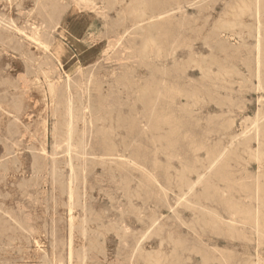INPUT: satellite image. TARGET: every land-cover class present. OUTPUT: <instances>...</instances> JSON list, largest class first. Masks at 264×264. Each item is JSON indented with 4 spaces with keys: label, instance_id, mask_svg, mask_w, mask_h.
<instances>
[{
    "label": "rangeland",
    "instance_id": "374dc122",
    "mask_svg": "<svg viewBox=\"0 0 264 264\" xmlns=\"http://www.w3.org/2000/svg\"><path fill=\"white\" fill-rule=\"evenodd\" d=\"M84 1L0 0V16L3 18L10 16L16 21L19 29L11 30L0 26V264H220L219 262L221 264H264V232L258 236L252 228L245 226L248 223L245 219L232 220L231 217L233 218L235 215L240 218L244 217L240 215V211L228 213L225 209L226 204L223 202L225 199L227 201L231 195L230 200L240 201L242 208L249 207L252 210L256 205V207H260L261 203L263 213L260 228L262 231L264 230V177H262L264 175L262 174L264 173V154H262V152L264 153V78L257 79L256 58L260 50L262 62L258 63L263 67L261 69L263 71L264 0H259L260 3L256 0L257 4H255V0L254 2H252L253 0H232V2L230 0L229 2H227L228 0H213L215 2L212 0H207V2H205L206 0H203L204 2L202 0ZM83 2L89 6L83 5ZM248 2H252V6L255 5L254 8L257 12ZM196 3L198 4L196 5ZM199 3L203 4V6L200 4L203 8ZM230 3L231 5H229ZM137 5L142 7L138 8ZM240 5L243 7L241 6V8ZM178 6H182L183 9H176ZM172 8L175 10H170ZM232 8H234L233 11ZM165 12L168 13L161 16ZM199 12L205 13H203V21H201L203 15ZM75 13L76 16H81L89 22L86 36L90 40L88 43L91 44V55L93 59L100 60V62L96 66L92 62L81 64L79 70L73 69L71 73L74 86H72V90L76 97L81 102V98L85 100V95L88 94L87 97L91 98L94 105H92V122L78 120L76 123L78 137L82 138L80 135L83 131L86 133V147L85 152L82 151L84 153L73 152L75 168V174H73L69 166L64 122L66 73L55 54H57L59 45H64L76 57L79 56L76 46L64 34L66 24L71 21ZM247 13L249 14L247 15ZM149 15H153L154 18L148 17L146 22H141V16L143 18ZM205 16L207 17L205 18ZM237 19H242V21ZM194 20L196 21L193 22ZM233 24L234 27H232ZM193 25L196 29L192 28ZM227 28L228 30H226ZM258 28H261V31ZM201 29L207 33L200 35V31L203 32ZM215 30H218L219 34ZM250 30L253 31L250 33ZM258 34L260 43L257 40ZM238 35L242 38L241 40L237 37ZM203 36L212 39L207 38L206 42L201 38ZM143 38H146V41ZM195 38L200 42H196ZM144 42L147 45L146 48H144L146 46L143 45ZM157 42L160 43V46ZM214 42L217 43L213 45ZM231 44L233 47L235 45L234 49ZM249 46L255 47L250 48ZM217 47L219 51H217ZM225 47H229V49ZM239 48L241 49L239 50ZM159 49L162 50L159 52ZM141 50L148 51H144V55ZM227 50L229 53L226 52ZM238 50L240 54H238ZM197 52L200 54L198 55ZM234 53L239 57L236 56L235 59ZM250 53L253 54V57ZM245 54L248 58L245 57ZM193 55L197 58L195 57V59ZM226 55H228L227 58ZM212 56H216L218 62ZM246 58L247 60L244 61ZM226 60H229L230 63H227ZM219 62L220 64H217ZM232 63L240 64L234 66ZM130 64L132 65L130 66ZM251 65L255 67L253 68ZM249 66L251 70L248 69ZM224 67L230 71L225 70ZM237 67L239 71L236 69ZM249 70L253 73L251 74ZM226 71L229 72L228 75ZM260 73L264 75V71ZM140 76L142 78H139ZM230 76L231 79H229ZM255 76L256 78H254ZM233 77L234 79H232ZM244 77L246 80H243ZM203 79L205 82H202ZM221 79L223 83L220 82ZM250 79L253 80V83ZM241 80L243 81L241 82ZM244 81L246 83L243 85ZM190 89H194V91L192 90V92ZM215 90L218 91L215 92ZM84 92H86L85 95ZM194 92L195 94L192 95ZM196 93L201 95L198 96ZM188 95L191 98L195 95L196 99L194 97L195 100L190 99ZM203 98L206 101L202 102ZM196 100H198L197 103ZM218 105L220 110H218ZM153 107L154 109H152ZM196 111L198 114H195ZM187 113L194 115L188 116ZM201 113H204V116ZM223 117H226L228 121ZM247 118L251 119L250 122H247ZM253 121L255 122L253 123ZM150 122L152 123L150 124ZM256 123L258 127H256ZM240 131L241 134H239ZM242 132L246 136H242ZM256 134L259 136L258 138ZM233 137L236 139L234 140ZM247 137L254 142L250 143L248 139L245 140ZM119 139H122L121 142ZM234 141L238 143L236 144ZM242 143L245 144L242 145ZM214 145L223 146L216 147ZM219 148H222L223 151L221 152L222 149ZM215 150L217 152L216 160L220 157L219 161L217 160L219 163L216 162L211 167V171L210 168L206 170V176L199 182L203 188L197 184L191 192L187 189L188 192L186 190L184 194L182 192L180 194L176 188L177 184L182 179L195 180L197 178L196 171H204L202 166L210 164L207 159L212 160L211 155H216ZM225 150L226 152H224ZM241 150L244 153H241L242 156L239 154ZM249 150L254 153L251 154L252 152ZM126 151L127 153H125ZM237 151L239 152L236 156ZM228 153L234 154L236 157L231 154L227 157ZM248 154L252 156L256 154L258 157H250ZM235 161L241 165H237ZM225 164L226 166L223 168ZM217 166L218 168H216ZM221 167L224 169L223 171ZM234 168L237 172L234 171ZM212 169L214 170L212 171ZM227 171L229 174L225 173V175L223 172ZM191 173L194 174L191 176ZM220 175L224 178H221ZM227 175L229 176L226 177ZM232 176L234 179H229ZM71 177L74 178L72 180L78 181L71 184ZM217 178L221 183L225 179V183L217 182ZM227 180L229 182L235 180V183L229 184L226 182ZM163 181L166 187H164ZM126 184L129 186L128 189ZM208 184L210 187H205ZM227 186L228 189H225ZM239 186L242 187L239 188ZM246 186H248V190L245 191ZM172 188H175V191ZM130 190L136 191V195ZM236 194H239L241 198ZM244 194L249 195L251 200ZM191 196L193 199L197 197V200L195 198L196 201L193 202ZM223 196L226 198L224 199ZM136 197L139 199L135 200ZM182 197L186 198L182 199ZM245 198L248 199L245 200ZM178 199L182 201L183 205ZM185 205L189 206L185 207ZM199 209L203 210L204 215ZM190 211L191 213H189ZM214 217H219L225 224L220 222L218 224ZM213 220L216 221V225ZM230 223L235 227L228 226ZM203 224H207L208 227ZM216 226L220 228L219 231ZM209 228L213 229V232H209ZM199 229L206 230L200 232ZM218 232H220L219 236ZM71 235L72 237H70ZM145 236L147 237L145 238ZM214 248L217 249H215L216 253L213 252ZM139 249L140 251H138ZM135 252L136 254H133ZM201 253H205L204 256Z\"/></svg>",
    "mask_w": 264,
    "mask_h": 264
},
{
    "label": "bare ground",
    "instance_id": "6f19581e",
    "mask_svg": "<svg viewBox=\"0 0 264 264\" xmlns=\"http://www.w3.org/2000/svg\"><path fill=\"white\" fill-rule=\"evenodd\" d=\"M85 1H87V0H85ZM84 1V2H85ZM116 1V0H115ZM136 1V0H135ZM145 1V0H144ZM203 1V0H202ZM213 1V0H212ZM231 2H232V0H230ZM234 1V0H233ZM237 1V0H236ZM247 1H249V0H247ZM256 1V0H255ZM259 1V0H258ZM260 1H262V0H260ZM260 1H259V3H260ZM84 2H83V5H87V3H85L84 4ZM140 2H142L141 0H140ZM146 2V1H145ZM173 2V1H172ZM181 2V1H180ZM191 2H194V1H191ZM204 2V1H203ZM205 2H207V0L205 1ZM213 2H215V1H213ZM212 2V3H213ZM227 2H229V0L227 1ZM241 2V1H240ZM252 2H254V0L252 1ZM252 2H248L250 5H251V7H253L254 8V6L255 5H253L252 6ZM112 4L114 3V1L113 2H111ZM150 3V2H149ZM175 3H177V2H175ZM179 3V2H178ZM239 3V2H238ZM262 3V2H261ZM78 4V3H77ZM140 4V3H139ZM138 4V5H139ZM142 4V3H141ZM174 4V3H173ZM183 4V3H182ZM198 3H196V5H197ZM201 3H199V5H200ZM237 4V3H236ZM236 4H235V6H236ZM242 4V3H241ZM244 4V3H243ZM255 4H257V1H256V3ZM264 4V3H263ZM79 5V4H78ZM137 5V6H138ZM151 5V4H150ZM195 5V4H194ZM202 6H203V4H201ZM200 5V6H201ZM205 6H206V4H204ZM214 5H215V3H214ZM229 5H231V3L229 4ZM234 5V4H233ZM232 5V6H233ZM250 5H248L249 7H250ZM87 6H89V5H87ZM113 6V5H112ZM144 6H146V5H144ZM170 6V5H169ZM188 6H190V5H188ZM199 6V7H200ZM201 6V8H203ZM242 5H240V7H241ZM247 6V7H248ZM257 6V5H256ZM258 6H260V5H258ZM257 6V7H258ZM263 6V5H262ZM85 8H87L86 6H84ZM139 7H142L141 5L140 6H138V8ZM198 7V8H199ZM230 8H231V6H229ZM243 7V6H242ZM241 7V8H242ZM245 7V6H244ZM257 7H256V9H257ZM81 8V7H80ZM83 8V7H82ZM81 8V9H82ZM135 8V7H134ZM143 8H145V7H143ZM179 8H182V6H178L176 9H179ZM190 8V7H189ZM191 8H193V7H191ZM235 8V7H234ZM234 8H232V11H233V9ZM237 8V7H236ZM263 8V7H262ZM88 9H90V8H88ZM136 9V8H135ZM151 9H153V8H151ZM150 9V10H151ZM183 9V8H182ZM187 9V8H186ZM205 9V8H204ZM260 9V8H259ZM140 10H141V8H140ZM145 10H147V9H145ZM170 10H175V8H172V9H170ZM229 10V9H228ZM236 10V9H235ZM263 10H264V8H263ZM152 11V10H151ZM199 11V10H198ZM200 11H202V10H200ZM208 11V10H207ZM213 11V10H212ZM226 11H227V9H226ZM229 11H231V10H229ZM231 11V12H232ZM243 11H245V12H247L246 10H243ZM254 11H255V8H254ZM185 12H187V11H185ZM205 13H206V11H204ZM203 12V13H204ZM244 12V13H245ZM252 12V11H251ZM255 12H257V11H255ZM152 13V12H151ZM168 12H165V13H163V14H161V16H163V15H165V14H167ZM199 13H202V12H199ZM198 13V14H199ZM203 13L201 14V15H203ZM204 13V14H205ZM226 13V12H225ZM232 13H234V12H232ZM240 13V12H239ZM250 13V12H249ZM249 13H247V15L249 14ZM81 14V13H80ZM85 14V13H84ZM184 14H186V13H184ZM188 14H190V13H188ZM195 14V13H194ZM197 14V13H196ZM252 14H253V12H252ZM211 15V14H210ZM232 15H234V14H232ZM236 16H237V14H235ZM240 15V14H239ZM256 15V14H255ZM143 16V15H142ZM142 16H141V22L142 21H144V22H146L147 20H148V17L149 18H154L153 17V15H149V16H144L143 18H142ZM195 16V15H194ZM198 16V15H197ZM220 16V15H219ZM243 16V15H242ZM242 16H240V17H242ZM245 16H246V14H245ZM140 17V16H139ZM138 17V18H139ZM198 17H200V15L198 16ZM202 18V20L201 21H203V17H204V15L203 16H201ZM207 16H205V18H206ZM208 17H209V15H208ZM254 17V16H253ZM256 17H257V15H256ZM259 17V16H258ZM147 18V19H146ZM187 18V17H186ZM210 18V17H209ZM226 18V17H225ZM124 19V18H123ZM128 19V18H127ZM236 19V18H235ZM249 19H250V17H249ZM252 19V18H251ZM89 20V19H88ZM191 20V19H190ZM206 20V19H205ZM223 20H224V18H223ZM231 20V19H230ZM237 20H239V19H237ZM241 21H242V19H240ZM239 20V21H240ZM243 20H245L244 19V17H243ZM256 20H258L257 18H256ZM196 20H194L193 22H195ZM228 21V20H227ZM249 21V20H248ZM253 21V20H252ZM252 21H251V23H252ZM128 22V21H127ZM187 22H188V20H187ZM215 22V21H214ZM218 22V20L216 21V23ZM230 22V21H229ZM235 22V21H234ZM91 23V22H90ZM125 23V22H124ZM136 23V22H135ZM186 23V22H185ZM189 23V22H188ZM206 23V22H205ZM222 23V22H221ZM228 23V22H227ZM233 23V22H232ZM236 23H237V21H236ZM240 23V22H239ZM249 23V22H248ZM260 23V22H259ZM122 24H123V22H122ZM134 24V23H133ZM199 24V23H198ZM219 24V23H218ZM222 24H224V23H222ZM241 24V23H240ZM258 24V23H257ZM40 25V24H39ZM42 25V24H41ZM88 25H89V22L88 21H86V19L85 18H82L81 16H76V13H75V15H73L72 16V18H71V21L69 22V23H67L66 24V27H65V30H64V34H65V36L66 37H68L69 38V40L76 46V48H77V50H78V54H79V58L78 57H76L75 56V54L67 47V46H64V45H59V49H58V51H57V54H55L56 55V57L58 58V60L61 62V66H62V69H63V71H65V73H66V79H65V82H64V91H65V95H64V106H65V114H64V122H65V135H66V139H67V145H68V154H69V166L71 167V173H73V174H75V168H74V156H73V152H75V153H80V152H82V151H84L85 150V147H86V142H85V135H86V133H85V131H83L82 132V135H80V136H82V138H79L78 136V132H77V130H76V123H77V121L78 120H82V122H88L89 121V123L90 122H92V116L91 115H93V107H92V100H91V98L90 97H87L88 96V94H86L85 95V93L86 92H84V95L86 96V99L85 100H83V98H81V102H80V100L76 97V95L74 94V92H73V90H72V75H71V73H72V70L74 69V70H79V65H81V64H85V63H88V62H92L93 63V65L94 66H96V65H98V63L100 62V60H95V59H93V57H92V55H91V44L90 43H88L90 40H88V38H87V36H86V34H87V32H86V28L88 27ZM191 25V24H190ZM195 25V24H194ZM193 25V29L195 28L196 29V27ZM215 25V24H214ZM226 25V24H225ZM230 25H232V24H230ZM237 25V24H236ZM235 25V26H236ZM0 26L1 27H7L8 29H11V30H19L18 28H17V24H16V21L14 20V19H12L10 16H6V18H3V17H1L0 16ZM192 26V25H191ZM224 26V25H223ZM239 26V25H238ZM251 26V25H250ZM123 27V26H122ZM127 27V26H126ZM199 27V26H198ZM206 27V26H205ZM213 27V26H212ZM220 27V26H219ZM227 27H228V24H227ZM230 27V26H229ZM232 27H234V24H233V26ZM253 27V26H252ZM260 27V26H259ZM49 28V27H48ZM140 28H142V27H140ZM148 28V27H147ZM188 29H190L189 27H187ZM201 28V27H200ZM237 28V27H236ZM242 28H243V25H242ZM241 28V29H242ZM136 29H139V28H136ZM143 29V28H142ZM149 29H151L150 27H149ZM153 30H154V28H152ZM151 29V30H152ZM199 29V28H198ZM197 29V30H198ZM215 29H216V27H215ZM223 29H225V28H223ZM230 29H232V28H230ZM247 29H248V27H247ZM51 30V29H50ZM141 30V29H140ZM139 30V31H140ZM200 30V29H199ZM198 30V31H199ZM202 30V29H201ZM203 30H204V27H203ZM202 30V31H203ZM226 30H228V28L226 29ZM258 30H260L261 31V28L259 29L258 28ZM263 30H264V28H263ZM262 30V31H263ZM125 31V30H124ZM138 31V30H137ZM143 31V30H142ZM197 31V32H198ZM212 31V30H211ZM214 31V30H213ZM212 31V32H213ZM215 31H218V30H215ZM239 31V30H238ZM241 31V30H240ZM246 31V30H245ZM251 31H253V30H250V33H251ZM259 31V32H260ZM135 32V31H134ZM196 32V33H197ZM210 32V31H209ZM208 32V33H209ZM224 32V31H223ZM222 32V33H223ZM248 32H249V30H248ZM34 33H36V32H34ZM189 33H191V32H189ZM201 33H207V32H201L200 31V35H201ZM226 33V32H225ZM227 33H228V31H227ZM256 33H257V31H256ZM46 34L47 35H49V33H47L46 32ZM122 33H120V35H121ZM126 34V33H125ZM187 34V33H186ZM218 34H219V31H218ZM230 34H232L231 32H230ZM248 35H249V33H247ZM252 34H253V32H252ZM251 34V35H252ZM92 35V34H91ZM151 35V34H150ZM192 35V34H191ZM194 35V34H193ZM203 35V34H202ZM206 35V34H205ZM215 35H216V33H215ZM221 36H222V34H220ZM225 35V34H224ZM237 35V34H236ZM235 35V36H236ZM262 35H264V32L262 33ZM50 36V35H49ZM122 36H124L123 34H122ZM143 36V35H142ZM209 36V35H208ZM211 37H212V35H210ZM213 36H214V33H213ZM246 36V35H245ZM250 36V35H249ZM39 38H40V36H38ZM211 37H207L208 39L209 38H211ZM218 37V36H217ZM237 37H239V35L237 36ZM254 37V36H253ZM261 37V36H260ZM264 37V36H263ZM93 38V37H92ZM137 38H138V36H137ZM149 38V37H148ZM197 38V37H196ZM196 38H195V41L196 42H200V41H198L199 39H197L196 40ZM200 38V37H199ZM203 40H205L206 42H207V38H205V36H203V37H201ZM200 38V39H201ZM205 38V39H204ZM214 38V37H213ZM232 38V37H231ZM240 38V40L242 39L241 37H239ZM243 38H245L244 36H243ZM249 38V37H248ZM247 38V39H248ZM255 38V37H254ZM90 39H91V37H90ZM94 39V38H93ZM144 39V38H143ZM142 39V41H144ZM207 39V40H206ZM212 39V38H211ZM215 39H216V37H215ZM263 39V38H262ZM121 40H122V37H121ZM147 40H149V39H147ZM153 40V39H152ZM217 40V39H216ZM226 40H228V39H226ZM248 40H250V39H248ZM258 42L260 41V39H259V34H258ZM146 41V40H145ZM150 41V40H149ZM192 41H194V39H192ZM215 41V40H214ZM238 41V40H237ZM188 42H190V41H188ZM210 42V41H209ZM222 42V41H221ZM228 42V41H227ZM244 42V41H243ZM243 42H242V44H243ZM247 42H249V41H247ZM149 43V42H148ZM151 43V42H150ZM159 42H157V44H158ZM203 43H204V41H203ZM212 43V42H211ZM217 43V42H216ZM215 42H214V44L213 45H215L216 44ZM253 43V42H252ZM260 43V42H259ZM143 44V43H142ZM155 44V43H154ZM189 44V43H188ZM191 44V43H190ZM195 44V43H194ZM210 44V43H209ZM143 45H146V43L144 42V44ZM142 45V48L144 47ZM153 45V44H152ZM192 45V44H191ZM204 45H206V44H204ZM218 45H219V43H218ZM220 45H221V43H220ZM239 45H240V43H239ZM256 45H257V43H256ZM141 46V45H140ZM155 46H156V48H157V45L155 44ZM159 46H160V43H159ZM176 46V45H175ZM195 46V45H194ZM197 46V45H196ZM231 46L233 47V45L231 44ZM231 46H229V47H231ZM243 46V45H242ZM258 46H259V44H258ZM257 46V47H258ZM147 47V45L144 47V48H146ZM149 47V46H148ZM193 47V46H192ZM219 47V46H218ZM217 47V51H219V48ZM220 47H222V46H220ZM226 47H227V45H226ZM225 47V48H226ZM229 47L228 48H226V49H229ZM234 47H235V45H234ZM234 47H233V49H234ZM246 47V46H245ZM250 47V46H249ZM249 47H248V49H249ZM253 47H255V46H253ZM253 47H250V48H253ZM191 48V47H190ZM215 48V47H214ZM247 48V47H246ZM260 48V47H259ZM148 49V48H147ZM165 49V48H164ZM221 49V48H220ZM238 49V48H237ZM241 48H239V50H240ZM162 49H159V52L161 51ZM171 50V49H170ZM191 50V49H190ZM213 50V49H212ZM232 50V49H231ZM231 50H229V51H231ZM238 50V51H239ZM244 50V49H243ZM259 50V49H258ZM141 51H143V50H141ZM144 51H148V50H144ZM144 51H143V54H144ZM150 51H151V49H150ZM173 51V50H172ZM145 52V53H146ZM152 52V51H151ZM190 52H192V51H190ZM220 52H223V51H221L220 50ZM226 52H228V50L226 51ZM243 52V51H242ZM245 52H247V51H245ZM249 52V51H248ZM140 53V52H139ZM164 53V52H163ZM196 53V52H195ZM217 53V52H216ZM224 53H225V51H224ZM229 53V52H228ZM142 54V55H143ZM161 54V53H160ZM197 54H198V52H197ZM200 54V53H199ZM198 54V55H199ZM218 54V53H217ZM221 54V53H220ZM223 54V53H222ZM221 54V55H222ZM226 54V53H225ZM235 54V53H234ZM238 54H240V51L238 52ZM242 54V53H241ZM248 54V53H247ZM251 54V53H250ZM145 55V54H144ZM143 55V56H144ZM195 55V54H194ZM193 55V56H194ZM204 55V54H203ZM209 55H210V53H209ZM229 55V54H228ZM228 55H226V58H227V56ZM233 55V54H232ZM244 55V54H243ZM246 55V54H245ZM253 54H251V56H252ZM256 55V54H255ZM146 56H148V55H146ZM230 56V55H229ZM235 56V59H236V56H238L239 57V55H234ZM233 56V57H234ZM137 57H139L138 55H137ZM141 57V56H140ZM162 57H164V56H162ZM170 57V56H169ZM196 56H194V58H195ZM208 57V56H207ZM232 57V56H231ZM232 57V58H233ZM240 57H241V55H240ZM245 57H247V55L245 56ZM253 57V56H252ZM155 58V57H154ZM172 58V57H171ZM177 58H178V55H177ZM197 58V57H196ZM195 58V59H196ZM199 58V57H198ZM202 58V57H201ZM209 58V57H208ZM212 58H216V56H212ZM220 58V57H219ZM229 58V57H228ZM248 58V57H247ZM247 58L246 59H244V61H246L247 60ZM256 58H257V79L259 78V79H261V78H264V75L263 74H261L260 72H263V71H261V69L263 68L262 66H261V64H259L258 62L260 61V62H262L261 60V58H262V56L260 55V50H259V52H258V55L256 56ZM139 59V58H138ZM147 59V58H146ZM146 59H145V61H146ZM230 59V58H229ZM240 59H242V58H240ZM160 60V59H159ZM158 60V61H159ZM174 60V59H173ZM191 60V59H190ZM198 60H200V59H198ZM202 60V59H201ZM204 60H206V59H204ZM203 60V61H204ZM210 60H211V58H210ZM234 60V59H233ZM149 61V60H148ZM156 60H154V62H155ZM163 61V60H162ZM207 61V60H206ZM216 61L218 62V60H217V58H216ZM216 61H213V62H216ZM220 61V60H219ZM227 61V63L229 62V60H226ZM232 61V60H231ZM236 61V60H235ZM140 62V61H139ZM141 62H142V60H141ZM144 62V61H143ZM157 62V61H156ZM191 62H192V60H191ZM198 62V61H197ZM202 62V61H201ZM221 62V61H220ZM220 62L219 63H217V64H220ZM234 62V61H233ZM240 62H241V60H240ZM248 62V61H247ZM256 62V61H255ZM153 63V62H152ZM206 63V62H205ZM224 63H226V62H224ZM230 63V62H229ZM245 64H247L246 62H244ZM249 63V62H248ZM264 63V62H263ZM262 63V64H263ZM139 64V63H138ZM144 64V63H143ZM200 64V63H199ZM199 64H197V65H199ZM202 64V63H201ZM216 64V65H217ZM233 64V63H232ZM237 64H240V63H237ZM236 64V65H237ZM241 64H242V62H241ZM132 64H130V66H131ZM162 65V64H161ZM206 65H208L207 63H206ZM212 65V64H211ZM211 65H209V66H211ZM223 65V64H222ZM221 65V66H222ZM234 65V64H233ZM232 65V66H233ZM236 65H234V66H236ZM243 65V64H242ZM249 65V64H248ZM135 66V65H134ZM154 66V65H153ZM203 66V65H202ZM201 66V67H202ZM205 66V65H204ZM218 66V65H217ZM238 66V65H237ZM252 66V65H251ZM264 66V65H263ZM149 67V66H148ZM212 67V66H211ZM253 67V66H252ZM255 67V66H254ZM253 67V68H254ZM139 68H140V66H139ZM151 68V67H150ZM203 68V67H202ZM225 68V67H224ZM229 68V67H228ZM113 69V68H112ZM127 69V68H126ZM201 69V68H200ZM205 69V68H204ZM230 69L232 70V67H230ZM235 69V68H234ZM238 71H239V69H238V67L236 68ZM235 69V70H236ZM248 69H250L251 70V68H250V66L248 67ZM247 69V70H248ZM110 70H111V68H110ZM109 70V71H110ZM116 70V69H115ZM129 70V69H128ZM209 70V69H208ZM208 70H207V72H208ZM214 70V69H213ZM220 70H223V69H221L220 68ZM225 70H229V69H227V68H225ZM235 70H234V72H235ZM249 70V71H250ZM108 71V70H107ZM203 71H205V70H203ZM230 71V70H229ZM221 72V71H220ZM227 72V75H228V71H226ZM225 72V73H226ZM251 72V71H250ZM206 73V72H205ZM211 73V72H210ZM209 73V74H210ZM222 73V72H221ZM240 73V72H239ZM249 73V72H248ZM253 72H251V74H252ZM142 74V73H141ZM204 74V73H203ZM235 74V73H234ZM238 74V73H237ZM236 74V75H237ZM244 74H246V73H244ZM244 74H242V75H244ZM255 74V73H254ZM253 74V75H254ZM139 75V74H138ZM205 75V74H204ZM212 75V74H211ZM214 75H215V73H214ZM219 75V74H218ZM225 75V74H224ZM227 75H225L226 77H227ZM230 75H232L233 76V74L232 73H230ZM253 75H250V76H252L253 77ZM261 75H263L262 77H261ZM21 76H23V75H21ZM64 76V75H63ZM143 76V75H142ZM142 76H140L139 78H142ZM217 76V75H216ZM215 76V77H216ZM220 76V75H219ZM238 76V75H237ZM147 77V76H146ZM204 77V76H203ZM214 77V76H213ZM240 77H243V76H241L240 75ZM249 77V76H248ZM247 77V78H248ZM208 78H210V77H208ZM212 78V77H211ZM218 78V77H217ZM216 78V79H217ZM221 78V77H220ZM228 78V77H227ZM254 78H256V76L254 77ZM254 78H252V79H254ZM32 79V78H31ZM215 79V78H214ZM229 79H231V76H230V78ZM232 79H234V77L232 78ZM245 79V77L243 78V80ZM188 80H189V78H188ZM204 80V79H203ZM213 80V79H212ZM218 80V79H217ZM225 80V79H224ZM243 80H241V82L243 81ZM246 80V79H245ZM251 80V79H250ZM262 80V79H261ZM261 80H260V82H261ZM191 81V80H190ZM209 81V80H208ZM222 81V79L220 80V82ZM247 81H248V79H247ZM253 80H251V82H252ZM202 82H205V80L204 81H202ZM214 82H215V80H214ZM217 82H219V81H217ZM225 82V81H224ZM250 82V84H252ZM113 83V82H112ZM199 83V82H198ZM198 83H196V84H198ZM200 83H201V81H200ZM210 83H211V79H210ZM221 83H223V81L221 82ZM226 83V82H225ZM244 83H246V81H244L242 84L244 85ZM262 83H263V81H262ZM85 84V83H84ZM84 84H83V86H84ZM87 84V83H86ZM89 84V83H88ZM113 84H115V82L113 83ZM196 84H194V85H196ZM207 84V83H206ZM229 84H231V83H229ZM228 84V85H229ZM247 84H249V83H247ZM191 85V84H190ZM199 85V84H198ZM208 85V84H207ZM212 85V84H211ZM210 85V86H211ZM217 85V84H216ZM232 85V84H231ZM252 85H254V84H252ZM201 86H202V84H201ZM209 86V85H208ZM242 86V85H241ZM245 86H246V84H245ZM244 86V87H245ZM259 86V85H258ZM74 87V86H73ZM87 87V86H86ZM116 87V86H115ZM203 87H204V85H203ZM220 87V86H219ZM223 87V86H222ZM225 87V86H224ZM243 87V88H244ZM117 88V87H116ZM121 88V87H120ZM202 88V87H201ZM225 88H227V87H225ZM246 88V87H245ZM244 88V89H245ZM261 88V87H260ZM259 88V89H260ZM199 89V88H198ZM191 91L193 90L194 91V89H190ZM207 91H208V87H207V89H206ZM261 90L263 91V89L261 88ZM192 91V92H193ZM201 91H203L202 89H201ZM218 90H215V92H217ZM222 91V90H221ZM220 91V92H221ZM195 92H196V90H195ZM195 92L194 93H192V95L193 94H195ZM204 92V91H203ZM76 93V92H75ZM190 93V92H189ZM189 93H187V94H189ZM208 93V92H207ZM191 94V93H190ZM189 94V95H190ZM197 95H198V93H196ZM200 94V93H199ZM205 94V93H204ZM209 94V93H208ZM207 94V95H208ZM216 94H218V93H216ZM216 94H214L215 96H216ZM222 94V93H221ZM91 95V94H90ZM188 95V96H189ZM196 95V96H197ZM201 95V94H200ZM200 95H198V96H200ZM206 95V96H207ZM195 96V95H194ZM193 96V97H194ZM211 96V95H210ZM210 96H208V97H210ZM82 97H84V96H82ZM190 97V96H189ZM191 98L190 97V99H194V98ZM218 97V96H217ZM231 97H233V96H231ZM239 97V96H238ZM126 98V97H125ZM199 98V97H198ZM219 98V97H218ZM225 98V97H224ZM229 98V97H228ZM228 98H227V100H228ZM241 98V97H240ZM63 99V98H62ZM196 99V98H195ZM194 99V100H195ZM208 99H210V98H208ZM213 99H215V97H213ZM221 99H223L222 98V96H221ZM230 99H232V98H230ZM132 100V99H131ZM193 100V101H194ZM202 100V102L203 101H206V100H204V98L203 99H201ZM216 100V99H215ZM214 100V101H215ZM220 100V99H219ZM237 100H239L238 98H237ZM243 100V99H242ZM264 100V99H263ZM57 101V100H56ZM55 101V102H56ZM95 101V100H94ZM93 101V102H94ZM197 101L198 100H196V103H197ZM213 101V102H214ZM231 101V100H230ZM212 102V103H213ZM216 102H218V101H216ZM226 102V101H225ZM234 102V101H233ZM240 102H242V101H240ZM264 102V101H263ZM195 103V104H196ZM209 103V102H208ZM210 103H211V101H210ZM220 103V102H219ZM236 103V102H235ZM199 104V103H198ZM205 104V103H204ZM214 104V103H213ZM243 104V103H242ZM197 105V104H196ZM229 105V104H228ZM234 105V104H233ZM94 106V105H93ZM189 106V105H188ZM187 106V107H188ZM191 106H192V104H191ZM191 106H189V107H191ZM195 106V105H194ZM193 106V107H194ZM229 106H231V105H229ZM242 106V105H241ZM196 107V106H195ZM200 107V106H199ZM217 107V106H216ZM218 107H219V105H218ZM224 107V106H223ZM226 107V106H225ZM224 107V108H225ZM197 108V107H196ZM204 108V107H203ZM229 108V107H228ZM232 108V107H231ZM152 109H154V107L152 108ZM230 109V108H229ZM232 109H234V108H232ZM260 109V108H259ZM146 110V109H145ZM187 110H188V108H187ZM218 110H220V107H219V109ZM222 110V109H221ZM261 110V109H260ZM262 110H263V108H262ZM105 111V110H104ZM107 111V110H106ZM112 111H114V110H112ZM193 111V110H192ZM151 112V111H150ZM185 112H186V109H185ZM189 112H191V111H189ZM209 112V111H208ZM264 112V111H263ZM102 113H103V111H102ZM110 113V112H109ZM198 114V112L196 111L195 112V114ZM214 113V112H213ZM229 113V112H228ZM145 114V113H144ZM186 114V113H185ZM188 114V113H187ZM191 114H193V113H191ZM191 114H188V116H192ZM204 114V113H203ZM202 113H201V115H203ZM259 114V113H258ZM261 114H262V112H261ZM260 114V115H261ZM88 115H89V117H88ZM102 115V114H101ZM116 115V114H115ZM194 115V114H193ZM212 115V114H211ZM226 115V114H225ZM103 116H104V114H103ZM204 116V115H203ZM210 116V115H209ZM214 116V115H213ZM259 116V115H258ZM261 116H263V115H261ZM115 117V116H114ZM151 117H152V115H151ZM194 117V116H193ZM197 117V116H196ZM212 117V116H211ZM91 118V119H90ZM103 118V117H102ZM107 118V117H106ZM109 118V117H108ZM110 118H111V116H110ZM155 118H157V117H155ZM159 118V117H158ZM190 118V117H189ZM199 118V117H198ZM214 118H215V116H214ZM224 118V117H223ZM253 118V117H252ZM105 119V118H104ZM112 119V118H111ZM202 119V118H201ZM226 119V117L224 118V120ZM248 119V118H247ZM256 119V118H255ZM102 120V119H101ZM106 120V119H105ZM104 120V121H105ZM109 120V119H108ZM154 120V119H153ZM153 120H151V121H153ZM197 120V119H196ZM199 120V119H198ZM203 120V119H202ZM227 120V119H226ZM230 120H231V118H230ZM249 120H251L250 118L248 119V121L247 122H250ZM254 120V119H253ZM259 120V119H258ZM194 121V120H193ZM204 121V120H203ZM209 121V120H208ZM228 121V120H227ZM205 123H206V121H204ZM233 122V121H232ZM245 122H246V120H245ZM255 121H253V123H254ZM99 123V122H98ZM104 123V122H103ZM102 123V124H103ZM107 123V122H106ZM108 123H110V122H108ZM112 123V122H111ZM152 122H150V124H151ZM156 123V122H155ZM200 123H201V121H200ZM210 123V122H209ZM260 123V122H259ZM263 123H264V121H263ZM158 124V123H157ZM207 124V123H206ZM226 124V123H225ZM229 124H230V122H229ZM233 125H234V123H232ZM246 124V123H245ZM261 124V123H260ZM109 125V124H108ZM114 125H115V123H114ZM137 125V124H136ZM254 125V124H253ZM56 126V125H55ZM82 126H83V123H82ZM110 126H112V125H110ZM120 126V125H119ZM124 126H125V124H124ZM223 126V125H222ZM227 126V125H226ZM230 126H231V124H230ZM252 126V125H251ZM45 127V126H44ZM90 127V126H89ZM109 127V126H108ZM115 127H116V125H115ZM153 127H155V126H153ZM256 127H258V124L256 123ZM206 128V127H205ZM228 128H229V126H228ZM232 128V127H231ZM253 128L255 129V126H253ZM45 129V128H44ZM82 129H83V127H82ZM90 129V128H89ZM113 129V128H112ZM207 129H208V127H207ZM233 129V128H232ZM250 129H252V127H250ZM257 129V128H256ZM91 130V129H90ZM227 130H229V129H227ZM80 131V130H79ZM208 131V130H207ZM210 131V130H209ZM226 131V130H225ZM230 132H231V130H229ZM246 131V130H245ZM253 131V130H252ZM46 132V131H45ZM95 132V131H94ZM253 132H255V131H253ZM257 132V131H256ZM56 134V133H55ZM157 134V133H156ZM164 134V133H163ZM213 134V133H212ZM222 134H223V132H222ZM239 134H241V131H240V133ZM244 133L242 132V136H246V135H243ZM248 134V133H247ZM258 134V133H257ZM257 134H256V137L258 138L259 136H257ZM262 134V133H261ZM54 135V134H53ZM103 135V134H102ZM217 135V134H216ZM91 136V135H90ZM210 136V135H209ZM226 136V135H225ZM229 136V135H228ZM231 136V135H230ZM239 136V135H238ZM234 137H236V135H234ZM234 137H233V139H234ZM241 137V136H240ZM248 137H250V136H248ZM248 137L247 138H245V140L246 139H248ZM264 137V136H263ZM192 138V137H191ZM220 138V137H219ZM230 138V137H229ZM232 138V137H231ZM236 138H238V137H236ZM235 138V139H236ZM210 139V138H209ZM223 139V138H222ZM225 139V138H224ZM223 139V140H224ZM234 139V140H235ZM244 139V138H243ZM256 139V138H255ZM120 140V139H119ZM122 140V139H121ZM121 140H120V142H121ZM226 140V139H225ZM241 140V139H240ZM249 140V139H248ZM247 140V141H248ZM260 140H262V139H260ZM95 141V140H94ZM118 141V140H117ZM116 141V142H117ZM214 141H216V140H214ZM213 141V142H214ZM217 141H219L218 139H217ZM242 141V140H241ZM246 141V142H247ZM252 140H249V142L250 143H252V142H254V141H252ZM256 141V140H255ZM186 142V141H185ZM211 142V141H210ZM235 142V141H234ZM261 142V141H260ZM263 142V141H262ZM261 142V143H262ZM46 143V142H45ZM45 143H44V145H45ZM209 143V142H208ZM219 143V142H218ZM218 143H216L217 145H218ZM221 143H222V141H221ZM232 143V142H231ZM236 143V142H235ZM238 143V142H237ZM236 143V144H237ZM123 144V143H122ZM245 144V143H244ZM243 143H242V145H244ZM258 144V143H257ZM43 145V146H44ZM224 145V144H223ZM223 145H219L220 147H222ZM242 145H241V147H242ZM214 146H216V145H214ZM219 146H216V147H219ZM229 146H231V144L229 143ZM234 146V145H233ZM253 146V145H252ZM215 147V148H216ZM236 147V149H238V147L237 146H235ZM235 147H233L234 148V150H236L235 149ZM239 147H240V145H239ZM123 148V147H122ZM226 148V147H225ZM243 148V147H242ZM250 148V147H249ZM258 148V147H257ZM206 149V148H205ZM217 149V148H216ZM219 149H222V148H219ZM219 149L217 150L218 152H219ZM240 149V148H239ZM253 149V148H252ZM226 150H227V148H226ZM226 150L224 151V152H226ZM243 150V152H244V150H245V146H244V149H242ZM242 150L240 151V155H241V153H242ZM248 150V149H247ZM256 150V149H255ZM260 150H262V149H260ZM131 151V150H130ZM129 151V152H130ZM205 151V150H204ZM223 151V149L221 150V152ZM230 151H233V150H231L230 149ZM251 150H249V152H250ZM85 152V151H84ZM84 152H82V153H84ZM121 152V151H120ZM196 152V151H195ZM215 153H216V155L215 154H212L211 155V158H212V160L211 159H207L208 160V163H210V164H204L202 167L204 168V171L202 172H200V171H196V175H197V178L195 179V180H191V179H187V180H183L182 179V181H180L178 184H177V186H176V188L178 189L177 191H179L180 192V194H181V192L184 194L185 193V191L188 189L190 192L192 191V190H194V188H195V186L197 185V184H199V182H201L203 179H204V177L206 176V174H207V169H209L210 168V171H211V167L212 166H214L215 165V163L216 162H218L219 160V158L216 160V158H217V152H216V150L214 151ZM221 152H220V154H221ZM223 152V153H224ZM239 151H237L236 152V156H237V153H238ZM252 153L251 154H253L254 152L253 151H251ZM260 152H262V151H260ZM74 153V154H75ZM118 153V152H117ZM125 153H127V151L125 152ZM206 153V152H205ZM209 153V152H208ZM232 153V152H231ZM230 153V154H231ZM227 154V153H226ZM229 154V153H228ZM230 154L227 156V157H229L230 156ZM238 154V155H239ZM242 154H244V153H242ZM245 154H246V151H245ZM251 154H248V155H250V157H254V156H257L256 154H254V156H252ZM262 154H264L263 152H262ZM262 154H260V155H262ZM76 156H77V154H75ZM117 155V154H116ZM232 156L234 155V154H231ZM239 155V157H241ZM248 155H246V156H248ZM66 156V155H65ZM118 156V155H117ZM120 156V155H119ZM199 156V155H198ZM218 156H219V154H218ZM235 156V155H234ZM235 156V157H236ZM125 157H126V155H125ZM222 157H223V155H222ZM226 157V156H225ZM258 157V156H257ZM260 157V156H259ZM264 157V156H263ZM81 158H83V157H81ZM88 158V157H87ZM231 158H233V157H231ZM230 158V159H231ZM86 159V158H85ZM216 161H215V160ZM229 159V160H230ZM241 159H242V157H241ZM77 160V159H76ZM89 160V159H88ZM248 160V159H247ZM255 160V159H254ZM253 160V161H254ZM259 160V159H258ZM261 160H262V157H261ZM221 161V160H220ZM223 161H225V160H223ZM222 161V162H223ZM228 161V160H227ZM232 161V160H231ZM252 161V160H251ZM256 161V160H255ZM260 161V160H259ZM77 162V161H76ZM193 162V161H192ZM230 162V161H229ZM234 162V161H233ZM236 162V161H235ZM245 162V161H244ZM263 162H264V158H263ZM80 163V162H79ZM219 163V162H218ZM246 163V162H245ZM259 163V162H258ZM262 163V162H261ZM76 164V163H75ZM222 164H224V163H222ZM230 164V163H229ZM236 164H237V162H236ZM248 164V163H247ZM250 164V163H249ZM248 164V165H249ZM263 164V163H262ZM63 165H65V164H63ZM237 165H241V164H237ZM226 166V164L223 166V168ZM87 167H89V166H87ZM219 167H220V165H219ZM227 167H230V166H227ZM234 167V166H233ZM216 168H218V166L216 167ZM196 169V168H195ZM199 169V168H198ZM214 169H215V167H214ZM214 169H212V171L214 170ZM221 169H222V167H221ZM220 169V170H221ZM231 170V168H228V170ZM264 169V168H263ZM70 170V169H69ZM83 170V169H82ZM200 170V169H199ZM216 170V169H215ZM224 169H222V171H223ZM188 171V170H187ZM186 171V172H187ZM192 171V170H191ZM190 171V172H191ZM234 171H236L237 172V170H235V168H234ZM233 171V172H234ZM217 172V171H216ZM216 172H213V173H216ZM229 171H227V172H223L224 174L226 173H228ZM231 172V174H232V171H230ZM84 173V172H83ZM218 173H219V170H218ZM218 173H217V175H218ZM222 173V175L224 176V174ZM249 173V172H248ZM252 173V172H251ZM254 173V172H253ZM190 174V173H189ZM188 174V175H189ZM194 174V173H193ZM192 173H191V176L193 175ZM225 174V175H226ZM229 174V173H228ZM231 174H230V176H231ZM260 174V173H259ZM262 174H264V173H262ZM262 174H260V175H262ZM54 175V174H53ZM88 175V174H87ZM214 175V174H213ZM190 176V175H189ZM221 176V175H220ZM229 175H227L226 177H228ZM234 176V175H233ZM233 176L232 177H230L229 179H232L233 178ZM249 176H250V174H249ZM257 176V175H256ZM74 177H75V175H74ZM84 177V176H83ZM183 177V176H182ZM186 177V176H185ZM225 177V176H224ZM224 177H222L221 176V178H224ZM262 177H264V175L262 176ZM72 178L73 177H71V181H70V183L71 184H73V182H75V181H78V180H72ZM191 178V177H190ZM213 178V177H212ZM218 178H219V175H218ZM218 178H217V182H219V180H218ZM74 179V178H73ZM78 179V178H77ZM84 179V178H83ZM206 179H207V177H206ZM234 179V178H233ZM235 179H237V178H235ZM248 179V178H247ZM258 180H259V177L257 178ZM264 179V178H263ZM129 180V179H128ZM153 180V179H152ZM214 180V179H213ZM224 180L225 179H223L222 181L224 182ZM240 180V179H239ZM84 181V180H83ZM120 181V180H119ZM238 181V180H237ZM262 181V180H261ZM81 182V181H80ZM87 182V181H86ZM154 182V181H153ZM175 182H176V180H175ZM174 182V183H175ZM221 183V182H219V183H221V184H224V183ZM226 182H229L228 180L226 181ZM235 183V180L233 181H231V182H229V184L230 183ZM249 182V181H248ZM259 182V181H258ZM170 183V182H169ZM202 183H204V182H202ZM212 183V182H211ZM264 183V182H263ZM84 184V183H83ZM86 184V183H85ZM89 184V183H88ZM124 184V183H123ZM171 184V183H170ZM207 184V183H206ZM216 184V183H215ZM214 184V185H215ZM228 184V183H227ZM258 184V183H257ZM77 185V184H76ZM163 185H164V181H163ZM174 185H176V184H174ZM200 185V184H199ZM198 185V186H199ZM252 186H253V184H251ZM126 186H127V189H128V185L126 184ZM125 186V187H126ZM202 188H203V186L202 185H200ZM209 186V184L208 185H206L205 187H208ZM224 186V185H223ZM226 186V185H225ZM229 186V185H228ZM228 186H227V188H225V189H228ZM231 186H232V184H231ZM235 186V185H234ZM258 186V185H257ZM69 187V186H68ZM71 187H73L72 185H71ZM123 187V186H122ZM130 187H132V186H130ZM164 187H166L165 185H164ZM210 187V186H209ZM237 187V186H236ZM240 187H242V186H239V188ZM244 187V186H243ZM259 187V186H258ZM261 187V186H260ZM76 188V187H75ZM124 188V187H123ZM133 188V187H132ZM198 188V187H197ZM217 187L215 186V189H216ZM220 188V187H219ZM245 188V187H244ZM248 188V186H246V189H244L245 191L246 190H248L247 189ZM255 188V187H254ZM77 189V188H76ZM75 189V190H76ZM169 189V188H168ZM173 190L175 189V188H172ZM199 190H200V188H198ZM206 190H208L207 188H205ZM212 189V188H211ZM223 189V188H222ZM230 189V188H229ZM255 189H257V187L255 188ZM260 189V188H259ZM72 190V189H71ZM74 190V189H73ZM79 190V189H78ZM188 190H187V192H188ZM203 190V189H202ZM206 190H205V192H206ZM214 190V189H213ZM212 190V191H213ZM218 190H220V189H218ZM224 190V189H223ZM232 190H234V189H232ZM254 190V189H253ZM85 191V190H84ZM131 191V190H130ZM130 191H126V192H130ZM133 192H134V190H132ZM131 191V192H132ZM175 191V190H174ZM226 191H228V190H226ZM230 192H231V190H229ZM245 191H243L244 193H245ZM122 192H123V190H122ZM189 192V193H190ZM195 192V191H194ZM194 192H192L193 193V195H195V193ZM198 192V191H197ZM204 192V191H203ZM221 192V191H220ZM219 192V193H220ZM224 192V191H223ZM223 192H222V194H223ZM241 192V191H240ZM248 192V191H247ZM250 192V191H249ZM88 193V192H87ZM135 193V195H136V191L134 192ZM146 193V192H145ZM171 193V192H170ZM214 193V192H213ZM218 193V192H217ZM216 193V194H217ZM227 193V192H226ZM229 193V192H228ZM187 194V193H186ZM204 194V193H203ZM221 194V193H220ZM253 194V193H252ZM259 194V193H258ZM91 195V194H90ZM128 195V194H127ZM142 195V194H141ZM172 195V194H171ZM190 195V194H189ZM207 195V194H206ZM205 195V196H206ZM215 195V194H214ZM230 195V194H229ZM236 195H239V194H236ZM245 195V194H244ZM260 195V194H259ZM153 196V195H152ZM173 196H174V194H173ZM183 196V195H182ZM220 196V195H219ZM225 196V195H224ZM223 196V198L225 199L226 197H224ZM228 196V195H227ZM231 196V195H230ZM229 196V197H230ZM129 197V196H128ZM132 197H133V193H132ZM132 197H130V198H132ZM137 197H138V193H137ZM136 197V198H137ZM144 197V196H143ZM174 197H176V196H174ZM173 197V198H174ZM186 197H187V195H186ZM186 197H182V199L183 198H186ZM189 197V196H188ZM192 197V200H193V202H194V200H195V198H196V200H197V197H195L194 199H193V196H191ZM190 197V198H191ZM207 197V196H206ZM228 197V198H229ZM233 197V196H232ZM231 197V198H232ZM245 197H249V199L251 198L249 195L247 196V195H245ZM258 196L256 195V198H257ZM198 198H199V196H198ZM227 198V201H226V199H225V201H223L225 204H226V207H225V209H226V211L228 212V213H231L232 211H240V215L242 216V217H244V218H240L239 216H237V215H235V216H233V218L231 217V219L232 220H238V219H245L248 223L245 225L246 227H249L250 229L252 228V230H254L255 231V233L256 234H258V236L259 235H262L263 234V232H264V230L262 231V229L260 228V225H261V222H262V220H261V216H262V213H263V205H261V203H260V207H256L255 206V208L252 210V209H250L249 207H246V208H242L241 207V205L242 204H240L239 202H234V201H232V200H230V198L228 199ZM234 199H235V197H233ZM232 198V199H233ZM239 198H241L240 197V195H239ZM238 198V199H239ZM264 198V197H263ZM76 199V198H75ZM87 199V198H86ZM89 199V198H88ZM139 198H137V199H135V200H138ZM223 199V200H224ZM233 199V200H234ZM248 199V198H247ZM246 198H245V200H247ZM259 199V198H258ZM261 199V198H260ZM74 200V199H73ZM85 200V199H84ZM132 200V199H131ZM134 200V199H133ZM178 200H180V199H178ZM195 200V201H196ZM199 200V199H198ZM241 200V199H240ZM251 200V199H250ZM257 200V199H256ZM154 201V200H153ZM162 201V200H161ZM173 201V200H172ZM181 201V200H180ZM185 201V200H184ZM254 201V200H253ZM260 202H261V200H259ZM74 202V201H73ZM87 202H89V201H87ZM198 202V201H197ZM204 202V201H203ZM205 202H206V198H205ZM212 202H213V200H212ZM251 202V201H250ZM249 202V203H250ZM255 202V201H254ZM141 203V202H140ZM170 203H171V200H170ZM184 203V202H183ZM185 203H187L186 201H185ZM207 203H208V201H207ZM222 203V202H221ZM259 203V202H258ZM83 204V203H82ZM131 204V203H130ZM174 204V203H173ZM180 204H182V201H181V203ZM190 204V203H189ZM194 204V203H193ZM210 204V203H209ZM216 204V203H215ZM224 204V205H225ZM73 205V204H72ZM95 205V204H94ZM183 205V204H182ZM198 205V204H197ZM222 205V204H221ZM253 205V204H252ZM259 205V204H258ZM141 206V205H140ZM174 206H176V205H174ZM186 206H189V205H185V207ZM190 206H192V205H190ZM205 206V205H204ZM211 206V205H210ZM213 206H214V204H213ZM216 206V205H215ZM151 207V206H150ZM177 207V206H176ZM179 207L181 208V206L179 205ZM193 207V206H192ZM195 207V206H194ZM199 207V206H198ZM209 207V206H208ZM217 207H219L218 205H217ZM233 207V208H232ZM148 208V207H147ZM205 208H207L206 206H205ZM184 209V208H183ZM187 209H189V208H187ZM186 209V210H187ZM192 209V208H191ZM201 209V208H200ZM199 209V210H200ZM211 209V208H210ZM153 210V209H152ZM195 210H197V209H195ZM198 210V211H199ZM83 211V210H82ZM155 211V210H154ZM154 211H152V212H154ZM197 211V212H198ZM201 211V210H200ZM199 211V212H200ZM181 212V211H180ZM185 212H187V211H185ZM193 212H195V211H193ZM202 212V214L204 215V213H203V210L201 211ZM201 212L199 213V214H201ZM142 213H143V211H142ZM160 213V212H159ZM189 213H191V211L189 212ZM84 214V213H83ZM185 214V213H184ZM183 214V215H184ZM205 214H207V213H205ZM129 215V214H128ZM131 215V214H130ZM150 215V214H149ZM154 215V214H153ZM194 215H196V214H194ZM198 215V214H197ZM210 215V214H209ZM80 216V215H79ZM123 216V215H122ZM134 216V215H133ZM138 216V215H137ZM201 217H203L202 215H200ZM217 216V215H216ZM82 217V216H81ZM130 217V216H129ZM198 217V216H197ZM200 217V218H201ZM209 217V216H208ZM125 218H127V217H125ZM195 218V217H194ZM204 218V217H203ZM207 218V217H206ZM214 218H216L215 220L218 222V224H219V222L221 223V224H225L219 217L217 218V217H214ZM73 219V218H72ZM185 219V218H184ZM202 219V218H201ZM210 219H212V218H210ZM96 220V219H95ZM160 220H162V219H160ZM199 220V219H198ZM197 220V221H198ZM209 220V219H208ZM215 220H213V221H215ZM189 221V220H188ZM187 221V222H188ZM197 221H195V223H197ZM200 221V220H199ZM198 221V222H199ZM204 221V220H203ZM216 221L214 222V224L216 223ZM183 222V221H182ZM205 222V221H204ZM209 222V221H208ZM70 223H72L73 224V222H70ZM206 223H207V221H206ZM78 224V223H77ZM175 224V223H174ZM209 224V223H208ZM71 225V224H70ZM173 225V224H172ZM176 225V224H175ZM196 225H198V224H196ZM203 225H205V226H207V224H203ZM211 225H212V223H211ZM216 225V224H215ZM215 225H214V228H215ZM155 226V225H154ZM213 226V225H212ZM211 226V227H212ZM218 226V225H217ZM216 226V227H217ZM222 226V225H221ZM228 226H231V227H235V225L234 224H232V223H230ZM198 227L200 228V226L198 225ZM204 227V226H203ZM208 227V226H207ZM207 227H206V229H207ZM153 228V227H152ZM189 228V227H188ZM195 228V227H194ZM205 228V227H204ZM224 228V227H223ZM227 228V227H226ZM229 228V227H228ZM201 229V228H200ZM199 229V230H200ZM205 229V230H206ZM219 229L220 228H218L217 227V230L219 231ZM242 229H244V228H242ZM72 230H73V228H72ZM82 230H83V228H82ZM145 230V229H144ZM153 230V229H152ZM177 230V229H176ZM179 230V229H178ZM204 230V229H203ZM202 230V231H203ZM204 230V231H205ZM208 230H210V228L208 229ZM216 230V229H215ZM216 230V231H217ZM113 231V230H112ZM191 231V230H190ZM201 230H200V232H202ZM213 232V229H211L209 232ZM225 231V230H224ZM82 232V231H81ZM149 232H150V230H149ZM177 232V231H176ZM175 232V233H176ZM179 232V231H178ZM182 232V231H181ZM180 232V233H181ZM184 232V231H183ZM208 232V231H207ZM230 232V231H229ZM219 233L220 232H218L217 233V235L219 236ZM225 233V232H224ZM147 234H150V233H147ZM210 234V233H209ZM213 234V233H212ZM211 234V235H212ZM154 235V234H153ZM166 235H169V234H167L166 233ZM192 235H194V234H192ZM200 236H202L203 234H199ZM214 235H215V232H214ZM216 235V236H217ZM189 236V235H188ZM205 236V235H204ZM217 236V237H218ZM221 236V235H220ZM223 236V235H222ZM264 236V235H263ZM70 237H72V235L70 236ZM108 237V236H107ZM147 236H145V238H146ZM197 237V236H196ZM215 237V236H214ZM179 238V237H178ZM143 239V238H142ZM158 239V238H157ZM201 239V238H200ZM124 240V239H123ZM263 240V239H262ZM142 241V240H141ZM148 241V240H147ZM196 241H200V240H196ZM143 242H146V241H144L143 240ZM72 243V242H71ZM139 243V242H138ZM149 243V242H148ZM87 244V243H86ZM141 244V243H140ZM137 245V244H136ZM90 246V245H89ZM93 246V245H92ZM137 247H138V245H137ZM182 247V246H181ZM203 247V246H202ZM72 248V247H71ZM83 248V247H82ZM151 248V247H150ZM204 248V247H203ZM141 249V248H140ZM140 249L138 250V251H140ZM146 249V248H145ZM144 249V250H145ZM166 249H168L169 250V248H166ZM207 249V248H206ZM215 249L216 248H214V251L213 252H215ZM72 250V249H71ZM198 250V249H197ZM217 250V249H216ZM195 251V250H194ZM209 251V250H208ZM72 252V251H71ZM193 252V251H192ZM196 252V251H195ZM204 252V251H203ZM212 252V253H213ZM142 253V252H141ZM190 253H191V251H190ZM194 253V252H193ZM200 253V252H199ZM207 253V252H206ZM216 253V252H215ZM214 253V254H215ZM133 254H136V252L135 253H133ZM144 254V253H143ZM184 254H186L185 252H184ZM192 254V253H191ZM201 254H203V256H204V254L205 253H201ZM260 254V253H259ZM132 255V254H131ZM207 255V254H206ZM205 255V256H206ZM217 255V254H216ZM262 255V257H263V254H261ZM147 256V255H146ZM186 256V255H185ZM222 256V255H221ZM72 257V256H71ZM151 257V256H150ZM207 257V256H206ZM258 258V257H257ZM148 259H149V257H148ZM147 259V260H148ZM154 259V258H153ZM54 260V259H53ZM189 260V259H188ZM210 260V259H209ZM55 261V260H54ZM156 261V260H155ZM204 262H206L207 263V261H205V260H203ZM220 260H219V258H218V262H219ZM70 262V261H69ZM71 262H72V259H71ZM132 262V261H131ZM130 262V263H131ZM147 262V261H146ZM203 262V263H204ZM260 262V261H259ZM83 263H84V261H83ZM152 263V262H151ZM177 263H179V262H177ZM188 263V262H187ZM190 263H192V262H190ZM220 264H221V262H219ZM226 263V262H225ZM240 263V262H239ZM263 263V262H262Z\"/></svg>",
    "mask_w": 264,
    "mask_h": 264
}]
</instances>
